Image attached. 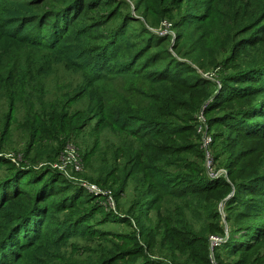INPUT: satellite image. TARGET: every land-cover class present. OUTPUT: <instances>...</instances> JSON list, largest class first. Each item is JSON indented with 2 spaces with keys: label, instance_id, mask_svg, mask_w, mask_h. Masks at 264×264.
<instances>
[{
  "label": "trees",
  "instance_id": "trees-1",
  "mask_svg": "<svg viewBox=\"0 0 264 264\" xmlns=\"http://www.w3.org/2000/svg\"><path fill=\"white\" fill-rule=\"evenodd\" d=\"M232 1L242 4L254 1V17L264 14V0ZM94 3L90 0H0V99L5 100L9 111L19 107L25 110L26 120L35 131L29 136L30 141L44 136L55 139L66 127L73 132L90 127L92 122L97 135L104 131L105 124L109 125L107 129L114 134V140L103 150L110 153L116 167L124 170L120 184L114 189L112 183L107 187L112 188L115 201L132 176L136 178L132 183L133 192L136 195L137 191L136 197L143 201L162 191L185 197L221 187L224 188L221 198L226 197L231 186L225 179L205 176L201 164H193L190 174L181 172L179 166L185 158H177L176 154L188 149L190 144L199 161L204 158L203 148H199L197 115L193 117V114L202 104L204 114L216 107L220 94L228 87L233 89L232 76L224 78L223 75L218 89L219 81L196 74L190 63L178 57L182 53L178 39L172 45L178 54L173 55L165 48L149 52L148 44L160 46L167 38L150 34L146 29L140 30L138 36L133 32L123 34L124 25L115 32L104 33L101 27L109 19H88L90 9L96 6ZM212 3L208 2V8ZM251 23L252 17L239 21V27L248 33ZM221 24L223 28L209 37L201 34L194 39L187 54L191 56L196 51V55L211 57L208 53L211 42L222 31L226 33L229 26L225 21ZM214 42L220 46L217 40ZM217 56L211 57L214 65L218 63ZM191 57L196 60L195 56ZM158 61H163L162 65H157ZM59 68L77 76L78 80L73 84L59 82ZM52 79L55 88L47 90L46 81ZM49 93L52 97L45 98ZM8 122L6 116L0 134L2 140L8 134ZM206 122L225 126L224 130L214 132L211 140L212 145L214 138H219L217 144H222V148H228L229 141L234 140L232 137L242 131L248 134L251 130L252 134H259L256 136H264V97L236 114L223 112L207 117ZM50 129L57 131L51 134ZM189 138L196 142L190 143ZM94 145L90 149L86 147L84 159ZM173 165L176 173L170 171ZM0 166L5 167L0 176V264H94L90 257L75 258V253L68 251L77 239L88 236L86 222L99 210L95 204L85 209L89 195L84 193V186L65 185L62 175L50 169L22 171L2 156ZM236 186L233 194L225 199L226 212H230L229 208L237 202L235 198L245 191L253 196L246 203L247 213L264 215V173H254ZM158 199L153 197V207ZM131 209L132 206L127 210ZM217 214L216 208L211 216ZM230 219V213H226V222ZM177 232L171 234L176 237ZM250 232L251 235L248 230L240 235L233 232L225 248L249 247L251 240L264 236V224L251 226ZM71 237L74 239L70 240ZM102 251L96 257L102 256L109 264H164L145 255L141 245L116 249L107 257ZM115 254L121 256L112 259Z\"/></svg>",
  "mask_w": 264,
  "mask_h": 264
},
{
  "label": "rangeland",
  "instance_id": "rangeland-1",
  "mask_svg": "<svg viewBox=\"0 0 264 264\" xmlns=\"http://www.w3.org/2000/svg\"><path fill=\"white\" fill-rule=\"evenodd\" d=\"M90 1H94L96 6L90 9L88 19L92 17L109 19L106 25L101 27L104 33L115 32L124 25L121 30L123 34L133 32L138 36L140 30L146 29L150 34L167 38L160 46L155 43L148 44L146 48L149 52L165 48L173 55L178 54L172 46L178 39V48L182 46V53H179L178 57L190 63L196 74L213 82L219 81L218 89L222 86L223 77L232 76L233 89L226 88L222 96L220 94L216 107L209 108L207 114L203 112L205 120L207 117L227 111L236 114L264 97V14L254 17L256 11L254 1L246 4L239 1L235 3L232 0H216L213 3L212 0ZM208 2L212 3L209 8ZM250 17L252 23L247 29L251 30L247 33L240 29L239 21ZM224 21L229 24L226 27L227 32L222 31L214 38L220 46L217 47L213 40L211 48L208 49H211L208 52L211 57L218 55L216 60L218 63L214 65L213 58L196 55V51L191 55L195 56L196 60H193L186 50L196 41L194 39L201 34L206 38L211 33L221 30L223 28L221 23ZM182 42L185 44L182 45ZM200 46L203 49L204 44ZM214 50H217V54ZM199 62L208 66L201 67ZM162 63L163 61H158L157 65ZM58 74V81L62 83L73 84L78 80L77 76L62 68H59ZM45 85L48 87L47 90H52L55 88V80L46 81ZM46 97L50 99L51 93L45 94ZM203 107V104L200 105L199 111L195 113L199 114ZM195 113L193 117L197 115ZM25 115L22 107L9 111L5 100L0 99V134L6 116L9 121L6 139L0 138V149L3 151L0 156L20 166L24 169L22 171L37 172L50 169L62 175L65 185L84 184L88 188L93 186L98 189L90 192L84 186V193L89 195L85 209L95 204L99 210L86 222L88 236L77 239L71 250H68L75 253V258L90 257L91 263L109 264L102 256L99 259L96 257L101 249L102 255L107 257L109 252L114 253L116 249H133L141 245L145 255L164 264H173L174 261L183 264H205L206 260L210 262L209 264H264V236L251 240L249 247L242 250L234 246L225 248V243L233 232L240 235L248 230L251 235V226L259 227V224H264V215L253 216L247 213L246 203L252 201L253 196H248L245 191L235 198L237 202L229 208L230 212L228 210L226 212L225 208V199L237 189V182L246 181L247 177L254 173H264V136H256L259 134H252L251 130L248 134L242 131L237 135L233 134L234 140L229 141L231 144L228 148H222V144H217L220 139L215 137L214 144L210 143L208 148L203 149L204 158H200V161L190 144L188 149L176 154L177 158H185L179 166L181 172L190 174L193 164L196 166L201 164L205 176L214 175L225 179L231 186V191L223 199L221 191L224 188L221 187L215 191L200 190L197 194L185 197L162 191L152 194L149 200L143 201L136 197L137 191L136 195L133 192L132 183L136 178L132 176L123 194L115 201L112 188L120 184L124 170L121 166L116 167L110 160V153L103 150L110 140H114V134L107 129L109 125L105 124L104 131L97 135L92 122L88 125L90 127L73 132L66 127V131L58 133L59 137L55 139L44 136L30 141L29 136L35 134V131L33 132ZM182 121L184 120H179L180 123H183ZM205 124L211 140L214 132L224 130L225 127L212 123L210 125V122ZM257 130L262 131L260 128ZM56 131L50 129L51 134ZM189 141L196 142L192 138H189ZM197 143L199 145L198 140ZM92 144H95L94 147L84 159L86 147L90 149ZM102 150L103 154L100 155ZM102 156L105 159L102 160ZM74 157L81 164L80 170H74L72 167ZM169 168L171 172L176 173L174 165ZM4 169V166H0V176L5 172ZM103 181L106 183L101 184ZM111 183L114 186L111 189L107 188ZM153 197L159 198L154 207ZM130 206L132 209L127 210ZM216 208L219 215L211 216ZM226 213H230L231 216L228 222L225 220ZM176 231L178 232L175 237L171 232ZM212 237L216 239L215 242L211 240ZM184 244L185 247L182 248ZM120 256L121 254H115L112 259Z\"/></svg>",
  "mask_w": 264,
  "mask_h": 264
},
{
  "label": "built area",
  "instance_id": "built-area-1",
  "mask_svg": "<svg viewBox=\"0 0 264 264\" xmlns=\"http://www.w3.org/2000/svg\"><path fill=\"white\" fill-rule=\"evenodd\" d=\"M197 122H198V126H197V131L200 133L201 135V145L203 147V149L205 150L206 148H208L209 144L211 143V137L208 135V133L206 132L207 129H206V120H205V117L201 112H199V114H197ZM62 168V166H60ZM74 170H80L81 169V164L78 163V161L76 160V158L74 157V163H73V166ZM214 176V175H213ZM83 186H85L83 184ZM86 187V186H85ZM90 192H95L97 191L98 189H96V187H86ZM112 199V197H111ZM212 241H216V239L214 237H212L211 239Z\"/></svg>",
  "mask_w": 264,
  "mask_h": 264
}]
</instances>
